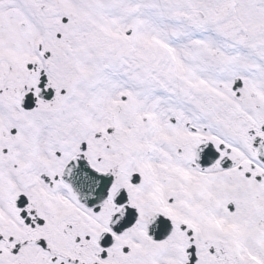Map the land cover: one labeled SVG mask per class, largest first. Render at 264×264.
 <instances>
[{"label":"snow or ice","instance_id":"snow-or-ice-1","mask_svg":"<svg viewBox=\"0 0 264 264\" xmlns=\"http://www.w3.org/2000/svg\"><path fill=\"white\" fill-rule=\"evenodd\" d=\"M0 264H264V0H0Z\"/></svg>","mask_w":264,"mask_h":264}]
</instances>
